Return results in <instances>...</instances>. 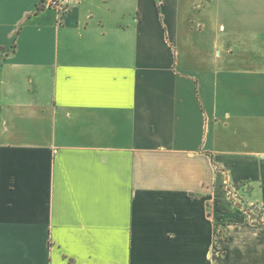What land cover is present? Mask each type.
<instances>
[{
	"label": "crops",
	"instance_id": "crops-1",
	"mask_svg": "<svg viewBox=\"0 0 264 264\" xmlns=\"http://www.w3.org/2000/svg\"><path fill=\"white\" fill-rule=\"evenodd\" d=\"M40 2L0 0V264H264V0Z\"/></svg>",
	"mask_w": 264,
	"mask_h": 264
},
{
	"label": "rangeland",
	"instance_id": "rangeland-1",
	"mask_svg": "<svg viewBox=\"0 0 264 264\" xmlns=\"http://www.w3.org/2000/svg\"><path fill=\"white\" fill-rule=\"evenodd\" d=\"M238 188L239 189L243 188L244 191L247 190V188L244 187L243 184L240 185ZM241 193H242L241 191H237V189L235 188L232 189L231 190V201L237 202V204H239L243 208V211L246 213L247 220L253 221V222L264 220V207L259 206V205H253L250 203H241L238 200Z\"/></svg>",
	"mask_w": 264,
	"mask_h": 264
},
{
	"label": "built area",
	"instance_id": "built-area-1",
	"mask_svg": "<svg viewBox=\"0 0 264 264\" xmlns=\"http://www.w3.org/2000/svg\"><path fill=\"white\" fill-rule=\"evenodd\" d=\"M73 1L75 0H41L40 7L51 8L57 12L58 16H60V19L57 22L60 24L63 22L62 16L70 10Z\"/></svg>",
	"mask_w": 264,
	"mask_h": 264
},
{
	"label": "trees",
	"instance_id": "trees-1",
	"mask_svg": "<svg viewBox=\"0 0 264 264\" xmlns=\"http://www.w3.org/2000/svg\"><path fill=\"white\" fill-rule=\"evenodd\" d=\"M42 7L38 6V10H40Z\"/></svg>",
	"mask_w": 264,
	"mask_h": 264
}]
</instances>
